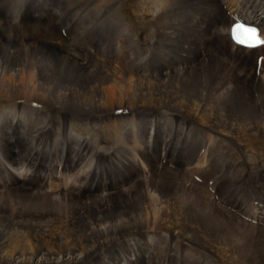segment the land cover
<instances>
[{"label":"bare ground","instance_id":"obj_1","mask_svg":"<svg viewBox=\"0 0 264 264\" xmlns=\"http://www.w3.org/2000/svg\"><path fill=\"white\" fill-rule=\"evenodd\" d=\"M23 1H29L37 19L27 22L21 37L11 30L7 35L0 21V144L6 162L3 164L0 159V198L7 196L12 197L11 200L26 201L43 214L52 212L42 218L50 223L61 224V217L68 215L69 209H73L74 217L65 228V231L72 230V234H59L56 227L30 230L29 235L36 241L33 248L18 235L19 227H30L29 223L22 222L24 217L17 212L12 220L11 216L6 217V211L0 210V264H142V260L136 258L139 255L144 258L146 254L141 251L147 243L146 236L175 234L179 243L198 250V243L206 237L186 241L184 235L187 228L199 223L212 236L208 238V250L215 251L224 262L228 258V245H223V233L217 238L210 227L220 231L221 221L228 223L230 218L223 220L221 212L214 209L213 204H218L213 196L205 199L208 194L202 191L188 194L194 185L192 181L183 180L188 186L184 187L169 180L166 174L159 181L145 184L144 191L141 189L138 194H125V190L141 178L157 174L152 169L155 166L152 158L147 163L150 170L145 174L134 162L139 172L132 179L137 178L122 188L123 194L113 192L107 196L115 191L111 183L101 191L102 195L87 196L85 192L96 190L82 188L77 193L80 196H76L71 190L42 192L39 187L46 185L48 176L57 174L59 151H66L64 165L58 164L63 166L62 170H74L80 160L89 167L78 179L80 184L87 183L100 166L97 162L91 169L85 163L88 153L97 149L94 145L106 149L111 144L99 139L85 145L84 152L70 153L66 140L58 139L62 144L55 139V127L60 122L72 128L71 133H67L72 149L83 136L86 123L93 130L102 126L104 131L110 130V126H120L122 140L130 143L146 140V131L152 123L154 137L161 141L163 148H178L180 160L181 140L182 146H186L184 158L192 150V157L197 154L198 146L204 141L192 145L191 140L185 139L188 133H182V129L187 127L186 120L192 128L199 126L213 133L209 136L215 135L233 144L232 147L235 145L243 156L259 157L263 164L258 165L252 159L241 175L248 183L247 190L264 199V59L260 74H256V57L264 48L247 49L229 40L222 0ZM6 4L10 3L0 0V11L6 10ZM260 5L256 0L252 8L260 9ZM12 6L16 7L14 3ZM8 27L13 29V23ZM64 28L69 40L60 33ZM16 29L18 27L13 30ZM210 46L214 50L208 52ZM45 105L50 108V114L33 122L34 117L41 116L36 112L48 110ZM205 116L207 122H203ZM45 118L50 123L36 130ZM51 143L56 144L55 148ZM149 144L143 147L144 153L149 150ZM157 148L154 147L155 152ZM40 152L43 159H39ZM24 155L29 165L37 166L35 169L25 166L23 171L31 173L26 182L20 180L13 166L19 163V156ZM53 156L58 158L54 164H44L46 158ZM121 158L131 170L135 169L127 155ZM2 166L6 167L4 173L11 177L9 183H3ZM161 169L158 171L180 175ZM123 173H127L126 169ZM114 179L113 184L116 177ZM194 186L206 189L199 184ZM238 187L236 185L234 190ZM134 190L138 188L131 189ZM194 193L197 199L193 198ZM238 195L235 202L244 201V194ZM48 198L50 203L46 202ZM81 201L82 210L78 206ZM156 207L162 215H157L159 208ZM214 216L220 223L214 222ZM243 222L255 229H264ZM9 231L12 232L7 233ZM49 231L53 236L45 234ZM238 239L243 240L236 235L231 245ZM151 243L150 239L148 244ZM225 244H230V240L226 239ZM200 248L207 250L203 244ZM146 259L151 262L148 256ZM184 259L180 260L181 264ZM89 260L92 263H88Z\"/></svg>","mask_w":264,"mask_h":264},{"label":"rangeland","instance_id":"obj_2","mask_svg":"<svg viewBox=\"0 0 264 264\" xmlns=\"http://www.w3.org/2000/svg\"><path fill=\"white\" fill-rule=\"evenodd\" d=\"M5 1L7 3L13 2L15 5L18 3L16 0H5ZM6 5L8 6V4H6ZM34 15H36V14H34ZM35 19H37V18L35 17ZM0 21H2V20L0 19ZM12 23H13V29H14V27H18V29H16V30L10 29L5 23H3V21L1 22L2 25L1 24L0 25H1L2 29L5 30L7 35L9 34V31L11 30V31H13V34L16 32L17 36L19 35V37H21L23 35L22 32H24L23 28H24V26L27 23L26 22H22L19 26L17 24H15L14 22H12ZM44 107L46 109H48V110L36 112L37 114H40L41 116L34 117V119L32 120L33 122L36 123V122L39 121V118H41L42 116L50 114V108L47 105H45ZM172 119H175V116H172ZM30 120H31V118H30ZM54 120L56 122L59 120L57 115L55 116ZM207 121H208V119L205 116L204 119H203V122H207ZM185 122H186L185 124L187 126V130H184V131L186 133H188V136L185 138L186 133H184L183 138H185L187 140H191L192 145H199V143L202 142V140H204L203 143H201V147H202L204 145V142H207L210 137H214L215 138V146H213L211 148L212 151L217 150V149H221V148H228V149L233 150L235 152L234 161L231 164L230 171L231 172H235V174H236L235 186L239 185L240 188H241V193H239L238 197H240L242 194H244L243 200L245 201L248 196H250L251 194H255L253 191L247 190L248 183L244 179V175H241V173H242L243 168H247L246 165H247L248 161L253 162L252 159L258 165L263 164L262 162H259V160H260L259 157L257 155L252 156V158H248L247 156H243L242 154H240V153H238L236 151V149H235L236 146L235 145H234L235 148L232 147L233 144H231L230 142L221 141L215 135L214 136H209V134H213L211 131L206 130V129H202L199 126L196 127V128H192L191 126H189V124H188V122L186 120H185ZM49 123L50 122L48 121V118H45L44 121H42V123L37 126L36 130L41 129V127H43V126H45V125H47ZM181 126H183V123H182ZM110 128H111L110 130L104 131L103 127L101 126L99 129L93 130L91 128L90 124L86 123V126H85L84 131H83V136L78 139L77 146L74 149H72L70 138L67 136V133H71V131H72V128L70 127V124L66 125L63 122L58 123V125L55 127V133H54L55 139H56L57 142L62 143V142L58 141V139H63V140L67 141V143L65 145L68 146V149H69L70 153L84 152V149H83L84 146L87 145L88 143L92 144L91 142H93L95 140H99L100 139V140H106V141H110L111 142V144L106 149H101V148H99L98 145H94V146H96L97 149L95 151H92V152L88 153V157H87V160L85 162L86 164L91 165L90 164L91 158H96L100 162H103V163H105L107 160H108V162L112 163L113 169H114V174H115L114 176L116 177V183L115 184L111 183L110 185L113 187V189L115 191L107 193V196L110 195V193H113V192L115 194H120V193L123 194L122 188H124L125 186H128L130 183H132L137 178V177H135L134 179H132L133 176L135 175V173L139 172L138 168H136L134 166V160H133V157H132V155H133L132 151L133 150H135V149L136 150H141V152L143 154V158H144L146 163L151 161V159H150L151 157L147 154V152L146 153L143 152V147L145 146L146 140H144V141L139 140V141H135L133 143H130L127 139L122 140L124 135H123V130L121 129L120 126H110ZM148 142L150 143V140H148ZM154 142H155V144H154L155 147H157L158 144L161 143V141L157 140V138H155V137H154ZM181 142L182 143L180 145L182 147V150L180 152V159L184 158V148H186V146H182V144H184L182 140H181ZM220 142H224V143H227L229 145L224 147V146H222L220 144ZM55 145H56L55 143H51V147L55 148ZM181 147H179V148H181ZM124 148L126 150H124ZM62 150H64V149H62ZM65 152L63 153L61 151V153H62L61 154L60 151H59L60 157H59L58 161H57L58 158L53 156L49 160H48V158H46L45 161H44V164H54L55 160L57 161V164H63V157L65 155ZM156 152H158V151H156ZM193 153H194L193 150H192L191 153L187 152L185 157L187 159H191ZM41 155H43V152H40V158L39 159H43V156H41ZM123 155H127L128 156L130 163H132V165L135 167L134 170H131L130 167L128 166V164L121 158ZM107 156H111V158L108 159ZM26 158H27V155L19 156V158H18L19 163L16 162V164L13 165V166L16 167L17 165H21L22 164V165H24L26 167H29V168H34V169L37 168V166L29 165L26 162ZM0 159L2 160L1 162H3V164L6 163L5 162V158L3 157L2 152H1V144H0ZM194 163H195V161H192L189 165L193 166ZM97 165H99V163ZM212 165H213V167H212ZM209 166H210L211 170H210V172L208 174L215 173L216 170H217L215 164L211 162V164ZM4 168H6V167L2 166L1 167V171L4 174V180H6V179L7 180L6 181L3 180V183H9L12 180H10L11 177L9 175L4 173V171H3ZM164 168H167V169H170L172 171H175V172H177L180 175H176L173 172L166 173V172L157 171V174H155L152 177L141 178L132 187L126 189L125 190V194H129V193L138 194V193H140V192H138L139 190L142 189L144 191L143 187H145V184L150 183L152 180L156 182L160 177H162V176H164L166 174L169 175V180H171L173 182L180 183L184 187H188V186L184 185L185 184L184 181H186V180L187 181H189V180L192 181L186 175L180 173L179 170H176V169H173V168H169V167H162V169H164ZM88 169H89V167H87L86 170H88ZM125 169H126L127 173H123V171ZM162 169H161V171H162ZM128 175H130V176H128ZM249 175H251V174H249ZM153 177H155V178L151 179ZM230 178H231V176H229V175H227V173H225L223 177H218L217 183L214 186L215 190L219 194H221L222 196H225L226 198H229L230 195H231V194H228L226 192L227 186H228V184H230V182H229ZM117 179H118V181H117ZM14 180H17V179H14ZM192 182H193L194 185L199 184L200 187L206 186L204 183H198V182H194V181H192ZM194 185H192V188H190L188 190V194L189 193H193L195 191H202L205 195L208 194L205 197V195L202 193L204 195L205 199H208V198L211 199L212 198L211 197L212 194L209 191H206L207 187H206V189L204 187L203 188H198V187H196ZM0 187H2L1 184H0ZM133 187H137L138 190L137 191H135V190L131 191V189ZM77 193L78 192H76V193H74L72 195L80 196ZM101 193L102 192L99 191V190L85 192L86 196L88 194H90V195H100ZM103 194H106V193H103ZM255 195H256L258 200L264 202V199H263L262 196H260V195L258 196V194H255ZM48 197H54L55 198L56 196L49 195ZM11 198L12 197L9 198L7 196H3L2 198H0V206L2 207V208L0 207V210L3 209L2 211H6L7 212L6 217H10L11 216L12 220L14 219L15 216H17V212H18V214H20L21 216L24 217V218H21L22 222L30 224V227L28 229L27 228H22V227H19L20 230L18 229V233H19L18 235H21L20 239H22L25 244L32 245L33 248H34V243L36 241L33 239V236L29 235V233L34 229V227L35 228L37 227L38 229H45V230H53V228L56 227V230H57V228L59 230V231L57 230V232L59 234H62V235L68 234V233L72 234V230H68L69 228H67L66 231H65V228H66V225H68L67 223H69L70 219L74 217V213L72 212L73 209L62 207L66 211L69 209L66 212V213H68V215L66 214L65 216L61 217L60 221H62L61 222L62 225L60 224V222L55 224L53 222L50 223V221H48V220H42V218H46L52 212H45L43 214V212L40 209H38L36 206L28 205V203L26 201L18 200L19 201L18 202V201H16V199L11 200ZM193 198L197 199L198 195L196 193H194L193 194ZM2 201H5V202H2ZM47 201L50 203L49 198L46 200V202ZM244 201H242V202H244ZM207 202L210 204L209 200H207ZM20 203H21V205H20ZM78 206H79L80 210H82L84 208L83 202L81 201ZM213 206H214V209H218L221 212V214L223 216L222 217L223 220H225L227 218H230L228 223L227 222L223 223L221 221V225L218 228V229H220V231H217L215 228L210 227V229H212V231L214 232V236L217 237V238H221V235L223 233L222 238H221V239H223V245H228L227 249H229V252L226 255V258L227 257L228 258L225 259L224 262H221V258L217 257L215 251L208 250V249H210V243L208 241V238H210L212 236H211L210 232H207V231H205L203 229V225L201 223H199L198 226L195 225V226H191L190 228H187V231H185L184 238L186 239V241H194L199 236L200 237L205 236L206 240L205 241L202 240L200 243H198V246L202 247V244H203V247L205 249H207V250L204 251L200 247L197 248L199 251L198 250H194V249H192V248H190V247H188L186 245H183V244L179 243L180 239L178 237H177V239H175V237H176L175 234L166 236L165 234L162 233L161 236L155 237V238H147V236H146L147 243L144 241L147 245L145 244L143 246V249H141V251L142 252L143 251L146 252L144 258L145 257L147 258V256H148V258L151 259V262H148L149 259L147 261V259L146 258L144 259L141 255H139V257H137L136 259L142 260V262H141L142 264H143L144 261H145L144 264H159L162 260H165L167 262H169V260H170V264H173L174 260L172 258L177 256L178 254H180L179 257L185 256V259L183 257V259H184L183 264H255V259L256 258H257V262H258L257 264H264V254H262V251L264 253V250H261L262 248H264V229L261 228V227L255 229V228L247 225L238 216H236L235 213H233V212L221 207L220 205H214L213 204ZM5 207H6V209H4ZM12 207H13V209H12ZM15 208H17V209H15ZM156 208H159V207H156ZM20 210H22V212ZM159 210H160V208L156 210L157 215H162ZM36 212H37V214H36ZM230 212H231V214H230ZM31 218L33 219V221H32ZM216 219H217V216H214V222H216ZM231 219H233L234 221H232ZM28 220H30V221H28ZM218 220H219V218H218ZM47 222H48V225H47ZM216 223H220V220L218 222H216ZM44 224H45V227H44ZM62 227L64 229H62ZM227 230H228V233H225V232H227ZM11 232L12 231H9L7 233H11ZM45 234L47 236L48 235L49 236H53V232H50V231H49V233L47 232ZM225 234H227V235H225ZM236 235H238V236L240 235V238H243V240L241 241V239H238V240H236L237 243H233L231 245V242H233V240L235 241ZM30 237H32V238L29 239ZM231 237H233L234 239L231 238ZM27 239L29 241H31L32 243L28 242ZM150 239H151L152 243L148 244V241H150ZM226 239L230 240V244H225ZM49 241L47 240L48 243H49ZM186 241H185L186 244H191V243H188ZM181 242L183 243L184 241H181ZM142 252H141V254H142ZM232 252H234V253L232 254ZM219 254H220V251H219ZM118 256L121 257V255H118ZM191 257H194V259L192 260ZM88 263H92V262H90V260H89ZM120 264H123V262L120 263Z\"/></svg>","mask_w":264,"mask_h":264}]
</instances>
